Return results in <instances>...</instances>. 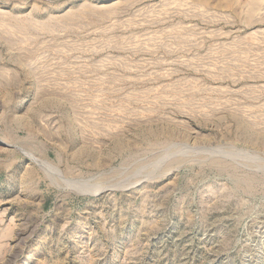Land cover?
<instances>
[{
    "label": "rangeland",
    "instance_id": "obj_1",
    "mask_svg": "<svg viewBox=\"0 0 264 264\" xmlns=\"http://www.w3.org/2000/svg\"><path fill=\"white\" fill-rule=\"evenodd\" d=\"M0 264H264V0H0Z\"/></svg>",
    "mask_w": 264,
    "mask_h": 264
},
{
    "label": "bare ground",
    "instance_id": "obj_2",
    "mask_svg": "<svg viewBox=\"0 0 264 264\" xmlns=\"http://www.w3.org/2000/svg\"><path fill=\"white\" fill-rule=\"evenodd\" d=\"M252 155V154H251ZM255 156V155H254Z\"/></svg>",
    "mask_w": 264,
    "mask_h": 264
}]
</instances>
